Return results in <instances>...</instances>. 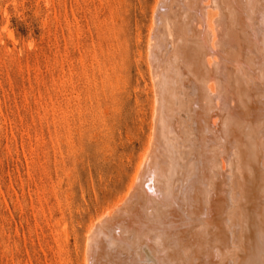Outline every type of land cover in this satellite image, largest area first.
Listing matches in <instances>:
<instances>
[{
    "label": "rangeland",
    "instance_id": "1",
    "mask_svg": "<svg viewBox=\"0 0 264 264\" xmlns=\"http://www.w3.org/2000/svg\"><path fill=\"white\" fill-rule=\"evenodd\" d=\"M153 3L0 0V264H83L89 227L123 196L151 131Z\"/></svg>",
    "mask_w": 264,
    "mask_h": 264
},
{
    "label": "bare ground",
    "instance_id": "2",
    "mask_svg": "<svg viewBox=\"0 0 264 264\" xmlns=\"http://www.w3.org/2000/svg\"><path fill=\"white\" fill-rule=\"evenodd\" d=\"M188 1L152 5L145 154L83 264H264V0Z\"/></svg>",
    "mask_w": 264,
    "mask_h": 264
}]
</instances>
